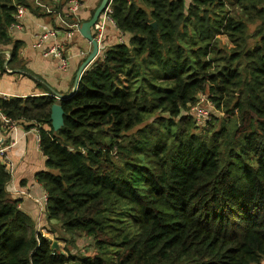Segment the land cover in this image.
<instances>
[{"label": "trees", "instance_id": "1", "mask_svg": "<svg viewBox=\"0 0 264 264\" xmlns=\"http://www.w3.org/2000/svg\"><path fill=\"white\" fill-rule=\"evenodd\" d=\"M29 2L0 0L8 67L21 48L11 27ZM110 8L107 31L120 36L108 45L106 31L73 96H0L1 115L38 130L48 220L91 237L98 253L74 257L65 239L55 237L54 248L36 232L9 197L0 161V264L261 263L264 0H112ZM6 60L1 49L2 72ZM201 96L220 114L205 128L191 115ZM57 103L65 125L55 132Z\"/></svg>", "mask_w": 264, "mask_h": 264}, {"label": "crops", "instance_id": "2", "mask_svg": "<svg viewBox=\"0 0 264 264\" xmlns=\"http://www.w3.org/2000/svg\"><path fill=\"white\" fill-rule=\"evenodd\" d=\"M100 2L101 0H83L79 17L81 23L92 17ZM29 3L30 6L26 8V14L21 21L22 28L12 31L14 41L21 43L19 61L8 67L6 62L10 61L12 46L1 48L7 60L4 64L5 72L0 70V95L21 98L54 96V93L69 95L73 92L77 72L91 52L92 46L80 33L68 39L65 30L59 29L56 41L64 44L67 55L71 57L69 68L65 71L60 70L57 59L45 57L44 48L36 47L37 36L55 29L56 21L53 16L37 14L33 9L32 0ZM119 36L117 30L109 28L107 44L116 43ZM54 42L50 40L45 46ZM5 127L0 115V142L2 141L0 149H5L7 165L13 168L8 185L9 197L20 201V209L33 220L36 232L52 239L61 229L58 230L57 221L48 220L41 203L46 192L43 184L39 182L38 174L48 171V168L47 158L40 148L38 130L26 131L22 126H17L15 130H7ZM0 161L5 162V158L0 156Z\"/></svg>", "mask_w": 264, "mask_h": 264}, {"label": "built area", "instance_id": "3", "mask_svg": "<svg viewBox=\"0 0 264 264\" xmlns=\"http://www.w3.org/2000/svg\"><path fill=\"white\" fill-rule=\"evenodd\" d=\"M32 5L34 10L38 11L39 13L46 15V16H53L56 21V27L55 29L47 30L46 32L41 33L37 36V43L36 47L39 49H43V55L45 57H53L54 59H57L59 61V69L62 71H65L69 68L70 65V56L67 55L66 48L63 43L57 42V34L59 33V29H64L67 38L71 39L75 36V34L79 33V28L81 26L80 21V12L83 6V0H32ZM60 6L63 8L61 9ZM111 6V5H110ZM110 6L108 9L101 15L99 22L94 27L93 33L94 37L97 39V41L100 44V53L102 51V44L104 42V38L106 35V31L108 29L109 24L115 27L114 22L111 20L110 13L111 8ZM26 8L24 6L18 7V12L16 15L17 23L15 25H12L11 27V33L15 29H21L22 24L21 21L23 17L26 14ZM50 40H54L55 42L49 46H45L47 42H50ZM120 41L122 42V39L120 38ZM81 55H84V53H81ZM2 97H6L4 95H0ZM195 111H199V108L197 106L193 108ZM1 115V114H0ZM207 115L205 112L199 111V117ZM2 121L4 122L5 126H9L10 130H15L16 125L3 115H1ZM0 156L5 158V162H2L3 164H6L9 172H12V167L10 165V168L8 167L7 159L5 157V149H0ZM47 200L48 197L46 193L44 194L41 203L44 209L46 210L47 207ZM43 235V233H42ZM44 236V235H43ZM264 264V260L259 263Z\"/></svg>", "mask_w": 264, "mask_h": 264}, {"label": "water", "instance_id": "4", "mask_svg": "<svg viewBox=\"0 0 264 264\" xmlns=\"http://www.w3.org/2000/svg\"><path fill=\"white\" fill-rule=\"evenodd\" d=\"M112 0H101L99 6L95 10L92 17L88 20L82 23V25L79 28V33L81 36L86 39L92 46V50L87 56L84 63L81 65L79 71L77 72L76 79H75V86L73 89V92L69 95L63 96L58 93H54V97L60 102L61 100L70 98L73 96L76 91L78 90L79 83L81 81L82 75L85 72V70L92 64L94 61L98 58L100 55V44L97 41V39L94 37V27L99 22L101 15L108 9V7L111 5ZM153 27L156 28L157 25L154 23ZM8 64V61L6 62V65ZM65 111L63 110L60 103H57L52 106L51 108V121H52V128L55 132L60 131L64 125H65ZM1 136V133H0ZM2 142V141H1ZM0 142V143H1ZM57 247V243H54V248Z\"/></svg>", "mask_w": 264, "mask_h": 264}, {"label": "rangeland", "instance_id": "5", "mask_svg": "<svg viewBox=\"0 0 264 264\" xmlns=\"http://www.w3.org/2000/svg\"><path fill=\"white\" fill-rule=\"evenodd\" d=\"M220 45L222 47L228 46L230 48V44L228 43V39L226 37L220 38ZM199 99L200 101L197 104V108H199V111L205 112L207 115L199 117V111H195L193 108L191 110V115L196 119L198 126L205 128L207 121L210 119L212 115L215 114L217 116H220V114L217 111H215L214 106L209 100H207L205 96H201ZM57 227L58 230L61 229L59 224ZM55 237H58L59 239H65L67 241V243L65 244L62 243L60 245L67 247V251L69 252V254L74 257H80V258L93 257L98 253L95 242L92 240L91 237H88L84 234L79 233L75 235H69L63 233L61 229V231H58L57 235H55L51 239L54 241V243H58L56 242Z\"/></svg>", "mask_w": 264, "mask_h": 264}]
</instances>
